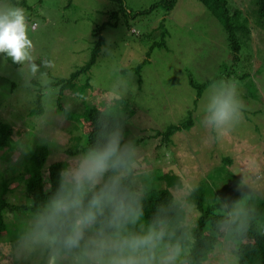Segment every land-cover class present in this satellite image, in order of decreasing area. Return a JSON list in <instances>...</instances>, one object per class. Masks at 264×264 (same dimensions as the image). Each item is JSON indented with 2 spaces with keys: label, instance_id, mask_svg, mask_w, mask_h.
<instances>
[{
  "label": "rangeland",
  "instance_id": "1",
  "mask_svg": "<svg viewBox=\"0 0 264 264\" xmlns=\"http://www.w3.org/2000/svg\"><path fill=\"white\" fill-rule=\"evenodd\" d=\"M158 1L6 0L25 10L29 37L35 45V62L40 65L36 77L26 83L20 66L0 54V117L16 129L15 148L0 151V184L14 180L10 184L13 192L8 195L11 201L25 200L23 179L29 176L26 167L38 146L48 148L46 164L49 166L76 158L67 151L76 150L86 140L87 124L83 126V121L69 120L59 112L57 100L61 91L53 83L70 79L89 61L97 40L96 28L105 23L101 33L105 42L96 63L88 72L81 73L72 90L63 92L62 105L77 114L89 105L103 106L126 117L121 126L124 141L134 144L137 159L147 161H143L140 169L138 165L136 182L141 185L142 173L147 188L150 186L147 180L160 184L161 180L153 179L152 175L157 171L182 177L183 188L171 190L178 201L184 202L185 226L194 225L198 217L196 205H189L186 200L191 189L202 180H206L211 194L205 196L206 204L220 200L230 210L236 206V216L242 210L240 206L247 192L241 201H231L233 189L243 186L249 193L264 197V28L256 17L250 16L251 33L234 71V75L247 73V76L241 79L233 75L223 80L225 84H210L198 97L197 88L190 80L204 84L219 74L224 64L231 62L227 35L198 0H177L169 12L158 8L133 18L124 9L125 4L127 12L151 10ZM232 3L245 16L247 9L256 6V0H232ZM161 23L168 31L166 45L155 47L149 53L151 46L161 41ZM45 59L55 61V68H45ZM227 85L236 88L241 101L240 117L226 129H216L207 121L208 108L211 98ZM38 99L44 111L34 114ZM191 113L194 126L176 132L171 144L161 150L163 157L153 161L156 142L147 137L156 130L164 131L183 123ZM143 136L145 142L137 141ZM222 155L232 161L224 163ZM214 168L226 169L224 176L232 172L239 182L236 179L226 185L219 169L212 171ZM7 219L12 233L0 239V263L46 264V256L38 252L29 254L19 247L21 235L29 229L33 217H27V213L7 214ZM21 221L24 224L17 227ZM181 248L184 253L191 249ZM236 263L238 258L226 251L223 244H217L205 264Z\"/></svg>",
  "mask_w": 264,
  "mask_h": 264
},
{
  "label": "clouds",
  "instance_id": "2",
  "mask_svg": "<svg viewBox=\"0 0 264 264\" xmlns=\"http://www.w3.org/2000/svg\"><path fill=\"white\" fill-rule=\"evenodd\" d=\"M34 51L25 10L0 3V54L20 66L26 83L40 70ZM43 66L54 69L55 61L45 59ZM240 107L235 86L227 85L211 98L207 121L226 129ZM137 167V150L121 127H101L87 150L60 170L19 247L46 256V264H176L182 248L166 241L167 219L142 224L141 196L130 186Z\"/></svg>",
  "mask_w": 264,
  "mask_h": 264
},
{
  "label": "trees",
  "instance_id": "3",
  "mask_svg": "<svg viewBox=\"0 0 264 264\" xmlns=\"http://www.w3.org/2000/svg\"><path fill=\"white\" fill-rule=\"evenodd\" d=\"M124 2V0H121ZM203 4L219 21L222 25L231 48V62L224 64L219 72L213 79L208 80L204 84L196 83L193 79L190 80V84L197 88L198 97L202 96L203 89L210 85H220L221 81L226 78H231L234 75L235 67L241 61V51L243 45H246L245 40L250 36V16L256 17L258 24L264 28V0H256V6L253 9H247L246 16L244 11L239 8H235L232 0H198ZM18 3V2H15ZM177 4V0H159L155 3L151 10H142L133 13L127 12L128 8L124 4V9L128 17H134L139 14H147L156 9L162 8L164 11H171ZM106 27V23L103 26L97 27V32L94 34L97 37L95 40V46L91 53L89 61L82 66L79 70L74 72L70 79L58 80L53 84L60 87L61 96L67 89L74 87L75 80L79 81V76L83 72H88L91 67L96 63L102 47L105 42V38L101 35L102 31ZM162 29L161 41L155 42L151 50L155 47L165 46L168 31L163 26V23L159 26ZM162 43V44H161ZM142 64L138 66L137 72H140ZM247 73L236 74L235 78H245ZM88 82L86 85H88ZM74 91V90H73ZM61 96H59L58 110L63 116L69 120L80 121L83 126L87 124L86 140L76 150L69 149L67 153L71 156H78L87 150L92 142L95 141L98 131L101 127L108 130L119 125L123 126L126 122V117L121 113L117 114L112 111L103 108V106L89 105L81 114L70 111L65 108L61 103ZM44 108L41 104V99H38V107L33 109L34 114L43 113ZM32 115V114H30ZM80 123V124H81ZM85 123V124H84ZM195 124L192 113L188 119L179 125H171L166 130H156L147 138L155 140L156 144L153 147V161L158 160L161 156L160 152L165 146L171 144L172 137L176 132L183 130H190ZM259 130L258 128L256 129ZM15 127L3 120L0 117V151L13 150L15 148V142L13 136L15 135ZM145 136L138 138L137 141L145 142ZM49 157V150L46 146H38L32 155V159L29 162V166L26 167V171L29 176L24 180L25 186V200L17 202L11 201L8 197L9 192H13L10 188V184L14 183L13 179L4 180L0 184V239L6 235H10L12 230L9 226L10 221L7 219V214H14L15 216L23 215L27 213V217H34L35 212L42 204L44 200L48 198L52 191L58 184L60 170L66 166L68 160L63 162H54L49 166L46 164ZM224 163H230L232 160L227 156H221ZM138 160L139 169L143 161ZM148 160V159H147ZM219 169L221 175H223V182L228 185L230 181H236V176L228 171L229 176H224L227 171L224 168H214L212 171ZM211 171V172H212ZM153 179L161 180L160 184H157L154 180H147L149 188L146 186L145 178L140 173L139 180L141 185L136 182L137 171L135 170L133 176L130 178V186L136 192L140 193L141 203L143 207L144 216L142 218V224L147 225L148 221L152 220L156 216H162L167 219L170 236L166 237V241L170 244H175L177 241L181 244V247H190V252L181 253V258L177 259L176 264H205L209 259V253L217 244H223L226 251L234 254L238 258L236 264H264V197H261L255 193H249L247 189L241 186L239 189H233L234 194L230 195L231 201L240 200L241 196L245 194L242 199L243 205L239 216L235 215L234 210L229 209L225 202L217 200L214 203L206 204L205 196H211L210 192L206 188L205 182L202 180L197 186L191 189L187 200L189 205L194 203L199 211L198 217L194 225L189 227L184 225L185 211L183 204L176 199L171 188H183L184 183L182 177L174 173H164L157 171L152 174ZM23 177V175H22ZM143 177V178H142ZM144 179V180H143ZM163 181V182H162ZM236 182H239L238 179ZM165 183V186L164 184ZM207 183V182H206ZM145 184V185H142ZM146 186V187H145ZM208 187V186H207ZM235 190H237L235 192ZM227 196L225 194H222ZM244 207V209H243ZM24 222L17 224V227ZM139 227V225L137 226ZM28 230V229H27ZM20 233V232H19ZM22 238V235H21ZM236 262V261H235ZM1 264V263H0Z\"/></svg>",
  "mask_w": 264,
  "mask_h": 264
}]
</instances>
